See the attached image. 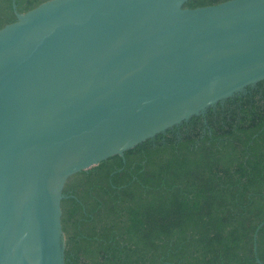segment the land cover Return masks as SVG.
<instances>
[{
	"label": "water",
	"instance_id": "95a60500",
	"mask_svg": "<svg viewBox=\"0 0 264 264\" xmlns=\"http://www.w3.org/2000/svg\"><path fill=\"white\" fill-rule=\"evenodd\" d=\"M186 1L48 0L17 13L11 0L15 20L0 28V264H63L70 176L264 80V0Z\"/></svg>",
	"mask_w": 264,
	"mask_h": 264
},
{
	"label": "trees",
	"instance_id": "16d2710c",
	"mask_svg": "<svg viewBox=\"0 0 264 264\" xmlns=\"http://www.w3.org/2000/svg\"><path fill=\"white\" fill-rule=\"evenodd\" d=\"M45 1L13 0L17 13ZM14 20L0 0V28ZM61 193L63 264H264V80L70 176Z\"/></svg>",
	"mask_w": 264,
	"mask_h": 264
}]
</instances>
